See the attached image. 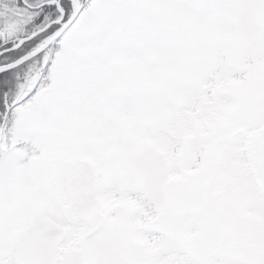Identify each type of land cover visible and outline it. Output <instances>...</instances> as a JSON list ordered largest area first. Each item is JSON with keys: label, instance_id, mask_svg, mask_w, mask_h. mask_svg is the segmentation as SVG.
Listing matches in <instances>:
<instances>
[{"label": "rangeland", "instance_id": "374dc122", "mask_svg": "<svg viewBox=\"0 0 264 264\" xmlns=\"http://www.w3.org/2000/svg\"><path fill=\"white\" fill-rule=\"evenodd\" d=\"M84 1L6 128L0 241L13 254L42 219L66 225L63 203L88 201L99 166L103 206L60 264H264V0H94L82 11ZM19 2L0 51L41 30ZM60 5L64 18L58 8L0 64L41 48L72 15L71 0ZM49 51L0 78L8 103L35 87ZM69 152L93 162L84 171Z\"/></svg>", "mask_w": 264, "mask_h": 264}, {"label": "water", "instance_id": "95a60500", "mask_svg": "<svg viewBox=\"0 0 264 264\" xmlns=\"http://www.w3.org/2000/svg\"><path fill=\"white\" fill-rule=\"evenodd\" d=\"M73 11L71 17L62 24L61 28L58 29L53 35H51L45 42L42 44L41 48L30 51L16 61L0 66V75L17 68L18 66L30 61L38 54H40L44 48L50 46L54 41L60 39L76 22L79 17L80 9H77L76 2L77 0H71ZM61 0H53L45 2L36 9L56 4L58 8L60 7ZM64 18V13L62 12ZM54 24V23H50ZM50 25H47L45 28L34 33L31 36L25 37L20 42L8 49L0 51V56L15 51L21 48L25 43L33 40L36 36L43 33L48 29ZM3 126L4 123L0 125V144L3 137ZM169 200L173 201V196L169 194ZM101 208V199H95L88 202L83 209L81 210V215L83 218L92 219L94 218ZM158 230L163 229V225H159ZM177 237L183 236V229L178 228ZM67 236V230L65 227L59 225L57 222L50 218L42 219L32 230L30 235L26 240L18 247L14 255L15 264H59L62 258L63 250L61 245ZM9 252L7 249L0 247V264H10L8 261Z\"/></svg>", "mask_w": 264, "mask_h": 264}, {"label": "flooded vegetation", "instance_id": "af4514ba", "mask_svg": "<svg viewBox=\"0 0 264 264\" xmlns=\"http://www.w3.org/2000/svg\"><path fill=\"white\" fill-rule=\"evenodd\" d=\"M22 1H24V3H26L25 1L26 0H22ZM22 1L20 0V4H18L19 6H17V7H22V8H25V9H27V7H25L26 6V4L28 3H26V4H23L22 3ZM23 4V5H22ZM11 7H12V0H0V27L1 28H3V27H5L6 26V24H7V22L10 20V11H11ZM29 9H31V8H29ZM2 11V12H1ZM40 16V14H38L37 15V19H38V17ZM0 34H2L1 35V37L2 38H4V34L3 33H0ZM4 45V44H3ZM2 46V45H1ZM0 65H3V64H0ZM6 99V106L7 107H12L13 105H15V104H17L18 102H17V100L15 101V103L14 102H10V103H8V98L6 97L5 98ZM17 102V103H16ZM1 115V114H0ZM3 117L4 116H2V120H3ZM69 146L66 148L67 149V151H69L70 150V148L72 149V147L70 146V144H68ZM69 154H70V156L73 158V161H74V163L75 162H78V163H80L81 164V166H82V168H83V170L85 171L87 168H88V166H89V164L90 163H92L93 162V159L89 156V155H83L81 158L80 157H78V156H76V155H71V153L69 152ZM54 165H55V163H56V161H53L52 162ZM101 168L98 166L95 170H93L92 171V173H93V181L94 182H92V184H90V182H89V180H87L86 182H85V184H84V186L82 187V192L84 191L85 193H86V195L88 196V197H90L89 199H88V201H86L83 205H82V207H80V209L77 211V212H75V211H73V210H71V205H70V203H63V205H64V209H66V211H67V218H68V222L66 223V225H63V226H67L66 227V229H67V232H68V236H67V239L65 240V242L63 243V245H62V248H63V254L67 251L66 250V248H65V246L67 247V246H72V247H69V249L68 250H70V249H73L74 248V246H75V244H76V242H77V240L79 239V237H80V235L83 233V231H84V226L85 225H87V224H91V223H93L95 220H90V219H88V220H85V217L83 218V216L81 215V210L83 209V207L89 202V201H92V200H94V199H96V198H99V197H101L100 195H96V194H93L92 195V193H94V191H96L98 188H99V185H100V176H101V173L99 174V172H101V170H100ZM72 170V172H71V174L72 175H74L75 174V172H76V170H74V168H72L71 169ZM71 180H72V178L70 179V180H68V182H67V184H66V190H67V192H68V194H71V195H74V196H76V194H74V191H73V189L70 187V182H71ZM53 184V183H52ZM54 190L56 191V193H58L59 194V190L57 189V188H54ZM103 200V199H102ZM103 206V205H102ZM99 213H100V211H99ZM99 215V214H98ZM7 218V216H5V219ZM87 219V218H86ZM4 222H6L4 219L2 220V223H4ZM16 224V223H15ZM9 226H12V221L10 220L9 221ZM69 235H70V237H71V241L68 243L67 242V240H68V237H69ZM3 236L4 235H2V236H0V238H3ZM26 238V237H25ZM23 242V241H22ZM22 242H20L18 245H17V247H16V249H15V251L13 252V254L11 253V248H10V245L12 244V241H11V238L10 239H8V240H6V241H0V247H3V248H5V249H7L8 251H10V254L8 255V260H9V263L10 264H12L11 262H10V260H11V258H12V260H13V264H15V262H14V254H15V252H16V250H17V248L20 246V244L22 243ZM68 243V244H67ZM67 244V245H66ZM223 245V243H220V246H222ZM205 251H207L206 249H203V253L205 252Z\"/></svg>", "mask_w": 264, "mask_h": 264}, {"label": "trees", "instance_id": "16d2710c", "mask_svg": "<svg viewBox=\"0 0 264 264\" xmlns=\"http://www.w3.org/2000/svg\"><path fill=\"white\" fill-rule=\"evenodd\" d=\"M26 1H28V0H26ZM47 1H52V0H34V2L35 3H33L32 2V0H30V2L31 3H33L34 5H38V4H41V3H44V2H47ZM94 0H85L84 1V3H83V7H82V11H84L85 9H87L88 7H89V4H91L92 2H93ZM68 2H70V0H62V4H64L65 5V7H66V9H67V11L69 10V6H68ZM30 3V4H31ZM32 5V4H31ZM63 8H64V6H62ZM30 14H31V12L33 13V18L34 19H36L34 22H31V23H29L28 24V28H31L32 26H39V25H42L43 27L45 26V25H47L48 23H50V22H52V21H54V19H56L57 18V16L59 15V10H58V8L56 7V5H51V6H45V7H43L42 9H39V10H30V9H26ZM65 10V9H64ZM35 11H37V15L38 14H40V16L38 17V19H37V16L36 17H34L35 15ZM11 12H12V10H11ZM69 12V11H68ZM31 16H32V14H31ZM41 26V29L43 28ZM30 33V32H29ZM29 33H27V34H29ZM26 34V35H27ZM28 36V35H27ZM27 36H25V37H27ZM22 38H24V37H22ZM21 39V38H20ZM19 39V40H20ZM33 41V40H32ZM34 42H36V41H34ZM3 44V43H2ZM31 45H33L32 43H30V45H29V49L26 51V52H28V51H31V50H33L34 49V46H35V44L33 45V46H31ZM3 46V48H9L10 46H11V44L9 43V45H8V43H6V44H4V45H2ZM31 46V47H30ZM18 52H20L19 50H18ZM26 52H24V53H26ZM50 52V51H49ZM12 53H16V52H12ZM22 54H20L19 56H18V58L21 56V55H23L24 53L23 52H21ZM12 61V60H11ZM29 63V62H28ZM24 65H26V64H24ZM24 65H21V66H19V67H17V68H15L14 70H18V69H20L22 66H24ZM48 63L47 62H44L43 63V65H42V67L40 68V74L38 75L39 76V78H38V80H37V82H36V85H35V87L31 90V92H29L25 97H21V99L18 101V103H17V105H21V104H23L24 102H26L28 99H30L37 91H38V89L40 88V86H41V84L44 82V80H45V76H46V73H47V69H48ZM13 71V70H12ZM12 71H9V72H7V73H10V72H12ZM7 73H5V74H7ZM5 74H3V75H5ZM3 75H0V78L3 76ZM11 91V89L8 87V86H6L5 88H3L1 91H0V114L2 113L3 114V116L5 115V113L7 112V110H9V114H8V116H7V120H6V123H8L9 121H10V119H11V114H12V112H13V110H14V108H15V106H12V107H10L9 109H8V107L6 106V104H5V102H4V100H5V98L7 97V98H10L11 96H12V94L14 93V91H12V93H9ZM14 97V96H13ZM16 105V106H17ZM5 117V116H4Z\"/></svg>", "mask_w": 264, "mask_h": 264}, {"label": "bare ground", "instance_id": "6f19581e", "mask_svg": "<svg viewBox=\"0 0 264 264\" xmlns=\"http://www.w3.org/2000/svg\"><path fill=\"white\" fill-rule=\"evenodd\" d=\"M76 6H77V2H76ZM58 8V7H57ZM61 11H62V9H61V6H60V8H59ZM62 14V13H61ZM8 55V54H7ZM4 56V55H3ZM8 60H6V62H7ZM12 62H14V61H10V63H12ZM9 63V64H10ZM4 102L6 103V99L4 100ZM65 241V240H64ZM9 252V254H10V251H8Z\"/></svg>", "mask_w": 264, "mask_h": 264}]
</instances>
